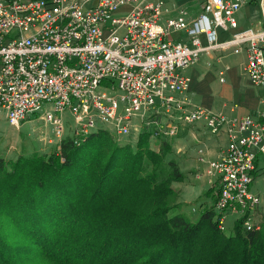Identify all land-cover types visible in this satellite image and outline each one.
Returning <instances> with one entry per match:
<instances>
[{"label": "built area", "instance_id": "built-area-1", "mask_svg": "<svg viewBox=\"0 0 264 264\" xmlns=\"http://www.w3.org/2000/svg\"><path fill=\"white\" fill-rule=\"evenodd\" d=\"M244 2L205 0L197 16L186 19L179 7L161 22L163 0H0V109L14 127L42 110L58 143L65 110L75 137L99 123L125 136L145 120L154 136L193 122L224 132L227 143L205 171L217 186V225L223 230L225 213L240 212L245 230H259V196L249 185L264 156V99L256 114L227 117L183 95L190 79L182 69L215 50L244 51L243 70L264 87V0L259 28L231 32ZM178 31L186 42L169 38ZM222 32L230 34L219 40Z\"/></svg>", "mask_w": 264, "mask_h": 264}, {"label": "trees", "instance_id": "trees-1", "mask_svg": "<svg viewBox=\"0 0 264 264\" xmlns=\"http://www.w3.org/2000/svg\"><path fill=\"white\" fill-rule=\"evenodd\" d=\"M106 139L104 130L65 137L52 157H28L16 168L0 169L8 174L1 180L31 179L24 201L16 198L6 213L44 259L40 264H264V219L254 231L243 228L241 217L230 234L218 227L213 207L192 220L169 186L183 173L164 158L165 141L160 152ZM17 210L24 216L12 218ZM4 240L0 237V264L31 258L20 244Z\"/></svg>", "mask_w": 264, "mask_h": 264}, {"label": "rangeland", "instance_id": "rangeland-1", "mask_svg": "<svg viewBox=\"0 0 264 264\" xmlns=\"http://www.w3.org/2000/svg\"><path fill=\"white\" fill-rule=\"evenodd\" d=\"M179 33L183 35V32L178 31L177 34ZM175 35L172 34V36ZM189 87H187V89H189ZM186 90L183 92V95L189 100L185 95ZM176 96L178 97V95ZM41 112L42 110H39L30 114L24 121L20 122L18 126L14 127L7 122L3 111L0 109V163L3 164V168L0 166L1 171L16 168V166H18L24 159L28 160V157H34L37 159L41 156L45 159L54 155L55 148H57L58 145L57 138L54 137L51 125L44 123L39 118ZM61 118L63 124V133L61 137L65 138L74 136L72 131V128L74 127L72 116L65 110L61 114ZM162 120L163 122H168V119H165L164 116H162ZM145 121H142L143 124L135 122V126L131 127L125 136H117L115 133V127L111 123L96 124L90 131L104 130L107 133V142H115L116 145H123L122 143L126 142L131 149L140 145V147H146L147 149H153L155 151L159 150L161 152L159 144L165 141L166 143L164 146L166 149H162L164 158H172L177 163L178 169L183 173L182 178L171 180L169 186L176 192L177 200L183 203L186 215L192 220H196L205 208L213 207L215 213L214 218L219 217V212L214 207L217 186H210V177L206 175L205 171L208 169L209 162L219 157L227 140H225L224 137L216 136L217 134L211 133L208 130L210 137L204 143H196L192 138L190 131L186 128L190 127V124H181V127L178 126L176 134L172 137L154 136L151 134L152 127L146 125ZM143 130H145L146 133L141 136L140 144L138 145L137 143L136 145L138 134ZM82 136L76 137L80 139ZM223 143L224 145L219 148L214 158L210 159L207 157V151H205L207 148L215 149ZM105 146L107 147V145ZM178 147L179 150L177 149ZM199 148H202L203 150H201V153L197 154ZM261 166L262 165L253 172V180L249 185V191L259 196L258 211L256 212L254 219L260 228L262 227L261 224L264 219V169H262ZM17 172L14 173V176ZM36 174L37 173H33V176H35L33 177L34 179H36ZM3 175L6 176L8 174H2L1 176ZM211 177L213 178L212 175ZM29 180L31 181L28 175L23 177L20 176V178L15 176L12 178L7 177L2 180L0 179V237H2L3 240L5 239L3 242L7 245L11 244V246H14L20 244L27 253L25 258L31 257L25 259V262H20V264H26L27 260H29V263L34 260L36 263L39 262L38 264H40L44 262V259L40 256L43 259L42 260L35 254V252H32V245L27 242L25 235L18 230L6 213L11 205H13V201L16 198L19 199V202L24 201L22 199H25L26 194L30 191L27 185L30 183ZM87 180L91 187L94 186L95 181L90 182L89 179ZM12 182L17 183L13 185V188L5 190L7 185ZM52 200H55V198L53 197ZM18 206L22 208L26 207L24 205ZM23 211L27 213L26 210ZM19 212L21 213L22 211L17 210L13 215H9L12 218H20L18 215L20 214ZM20 216L23 217L24 215L20 214ZM241 217L242 214L240 212L225 213L223 232L225 234L232 233L235 223ZM18 251L19 249L13 250L15 253H18ZM21 256H25V254L23 253Z\"/></svg>", "mask_w": 264, "mask_h": 264}, {"label": "crops", "instance_id": "crops-1", "mask_svg": "<svg viewBox=\"0 0 264 264\" xmlns=\"http://www.w3.org/2000/svg\"><path fill=\"white\" fill-rule=\"evenodd\" d=\"M205 0H163V8L160 21L166 17H172L179 7L184 8L185 18L190 19L199 14L201 6ZM127 7L121 8L120 11H126ZM237 28L233 31L243 30L247 28H259L260 11L258 0H245L237 12ZM178 32L169 38L172 41L186 42L185 34ZM230 32H222L218 35L219 40H223L229 36ZM186 38V39H184ZM246 61L244 51L240 53H232L231 51H212L209 55H202L200 59L190 66L182 69V74L190 79V87L186 90L185 95L190 102L200 105L212 112H221L227 117L242 116L246 114H256L261 108V101L264 99V87L253 86L243 70ZM220 77L224 80L221 81ZM195 123V124H193ZM190 123V127H186L196 143H204L209 137L208 129L201 122ZM181 127V125H180ZM216 136H227L224 132ZM172 137V136H170ZM218 148H207V157L214 158ZM179 150V147L177 148ZM203 150L202 148H199ZM198 149V150H199ZM199 151L197 152V154ZM258 167L263 166L264 156H259ZM261 166V168H262Z\"/></svg>", "mask_w": 264, "mask_h": 264}]
</instances>
